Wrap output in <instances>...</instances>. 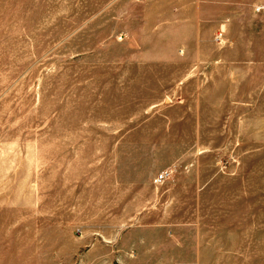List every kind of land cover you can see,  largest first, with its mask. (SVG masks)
<instances>
[{"label":"rangeland","instance_id":"rangeland-1","mask_svg":"<svg viewBox=\"0 0 264 264\" xmlns=\"http://www.w3.org/2000/svg\"><path fill=\"white\" fill-rule=\"evenodd\" d=\"M0 264H264V0H0Z\"/></svg>","mask_w":264,"mask_h":264},{"label":"built area","instance_id":"built-area-1","mask_svg":"<svg viewBox=\"0 0 264 264\" xmlns=\"http://www.w3.org/2000/svg\"><path fill=\"white\" fill-rule=\"evenodd\" d=\"M165 178H167V174H160L158 175V177L156 178V182H162L163 180H165Z\"/></svg>","mask_w":264,"mask_h":264}]
</instances>
